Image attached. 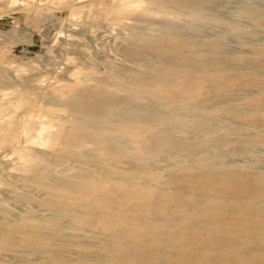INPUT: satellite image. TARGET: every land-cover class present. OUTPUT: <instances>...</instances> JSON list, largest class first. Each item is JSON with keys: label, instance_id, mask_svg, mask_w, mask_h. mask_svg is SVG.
I'll return each mask as SVG.
<instances>
[{"label": "bare ground", "instance_id": "1", "mask_svg": "<svg viewBox=\"0 0 264 264\" xmlns=\"http://www.w3.org/2000/svg\"><path fill=\"white\" fill-rule=\"evenodd\" d=\"M76 1L58 2L75 25L133 21L121 49L139 68L96 84L81 68L50 106L0 93V264H264V44L233 53L202 36L251 34L214 14L215 0ZM257 2L234 12L264 31Z\"/></svg>", "mask_w": 264, "mask_h": 264}, {"label": "rangeland", "instance_id": "2", "mask_svg": "<svg viewBox=\"0 0 264 264\" xmlns=\"http://www.w3.org/2000/svg\"><path fill=\"white\" fill-rule=\"evenodd\" d=\"M0 1V33L9 31L10 29L17 30V33H11L8 34V36L1 35L4 33L0 34V48L3 49L2 47L6 46L4 50L7 49L4 54L6 52L9 53L5 54L4 59L8 63L0 61V93L13 92L14 90H31L38 102L50 106L56 104L54 91L66 89L67 92H69L70 88L76 83L74 74L76 72L78 73L81 68L84 70V73L81 70V74L83 75H81L82 79L88 80L94 84L97 83L99 78L102 79L104 76L112 73H116L121 80L127 79V76H125L127 75L125 72L126 68L134 69V67L137 66L139 68L137 61H134L132 58H130L132 59L130 60L128 56L127 59L124 52H122L126 44L131 46L133 43L131 36H133L134 33L132 32L134 31L127 26L128 24H133V21L127 20L124 24H118L119 27L110 22H103L100 23L102 27L99 24V27H101L99 28L96 22L90 23V20L86 18L81 22L83 24H79V22L75 25L69 20V7L65 3L60 2L58 4L60 0H28L29 2L26 0L29 4H24L25 1L22 0L20 4L18 3L19 7L18 5H10V7L6 0ZM243 1L244 0H215L211 5H214V14L221 18H225L228 22L237 24L240 27L242 26V28L246 27L250 29V35L231 34L224 28L212 29L209 26H205L207 30L204 29V27L202 28V36L214 37L217 35L218 38L220 37L221 40H224L228 47V51L231 50L233 53H241L242 51L247 52L252 46L264 44V31L252 21L239 17L235 13L237 8L242 5ZM76 2L78 1L73 0V3ZM80 4L77 6H80ZM26 5H31L30 9L28 8L29 6ZM256 5H259L261 10L264 11V2H257ZM26 8H28V10ZM43 9L45 11H43ZM134 12L137 14L136 16L142 15V9H137ZM35 13L38 14L36 15ZM167 16L168 18L166 19L165 17ZM162 17L159 16L160 19L157 20L161 21L162 18V21L165 19L168 24L170 22L173 26L177 25L179 28L186 26L185 28H188L189 20L186 18L179 20L172 15H163ZM153 18L156 19L158 16H154ZM92 24L96 25V27L93 26L96 31L91 28ZM154 26L151 27V30L155 28L160 31V26L162 27V25H158V27L157 24V28ZM155 29L153 32L151 30L147 32L150 33L149 35L151 36L157 35L159 31L157 32ZM154 31L155 34H153ZM136 32L137 31H135L136 36H138L137 34L140 36L142 33L145 36V33H147L138 31L136 34ZM188 32L189 31L186 33ZM143 34L141 37H144ZM241 36H244L249 47H242L239 44V38H241ZM135 43L137 42L135 41ZM119 48L121 51H119ZM120 52L122 55H120ZM262 60L264 62V57H262ZM19 65L26 66L27 70L17 72L16 66ZM241 102L235 101L236 106L242 107ZM21 115H24V112H22ZM233 121H235V119ZM257 132L256 130L246 129L245 136L253 138L257 135ZM256 150L259 156L258 159L264 158V148L257 147ZM263 161H259V164H257L261 170H264ZM230 162L239 164L248 163H241L233 160ZM163 164L164 163H160L158 167ZM65 165H69V162H65L63 166Z\"/></svg>", "mask_w": 264, "mask_h": 264}]
</instances>
